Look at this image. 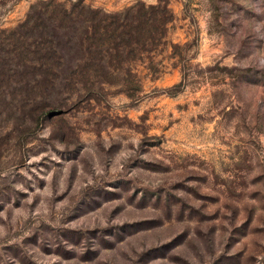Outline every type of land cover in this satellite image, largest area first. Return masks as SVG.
Wrapping results in <instances>:
<instances>
[{"label":"rangeland","instance_id":"374dc122","mask_svg":"<svg viewBox=\"0 0 264 264\" xmlns=\"http://www.w3.org/2000/svg\"><path fill=\"white\" fill-rule=\"evenodd\" d=\"M162 1L0 0V264H264V0Z\"/></svg>","mask_w":264,"mask_h":264},{"label":"trees","instance_id":"16d2710c","mask_svg":"<svg viewBox=\"0 0 264 264\" xmlns=\"http://www.w3.org/2000/svg\"><path fill=\"white\" fill-rule=\"evenodd\" d=\"M128 8L125 11H129ZM137 9V8H136ZM139 11H142L139 13ZM167 17H159L158 13H167ZM136 16L130 15L123 18V25L125 28L122 30L124 38L121 39L123 47L132 52L135 46L145 45L150 41L155 34L160 35L164 30V25L171 20V13L166 8L165 1L158 0L155 5L142 6L138 9ZM134 45V46H133Z\"/></svg>","mask_w":264,"mask_h":264}]
</instances>
